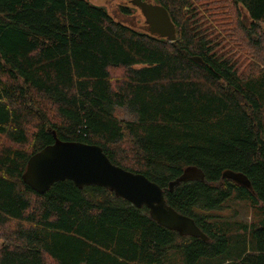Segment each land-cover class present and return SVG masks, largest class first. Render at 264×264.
<instances>
[{"label": "trees", "instance_id": "16d2710c", "mask_svg": "<svg viewBox=\"0 0 264 264\" xmlns=\"http://www.w3.org/2000/svg\"><path fill=\"white\" fill-rule=\"evenodd\" d=\"M150 2L176 41L86 0H0V264H264V0ZM55 136L146 176L208 240L100 186L36 193L23 175ZM188 167L205 181L170 191ZM231 200L260 219L214 215Z\"/></svg>", "mask_w": 264, "mask_h": 264}, {"label": "water", "instance_id": "95a60500", "mask_svg": "<svg viewBox=\"0 0 264 264\" xmlns=\"http://www.w3.org/2000/svg\"><path fill=\"white\" fill-rule=\"evenodd\" d=\"M152 34L176 41V29L168 11L150 0H133ZM197 62L200 59L195 58ZM252 189L247 177L240 173L225 172L223 179ZM72 181L78 188L100 186L137 208H147L153 220L159 225L182 236L208 238L193 219L178 213L170 207L162 188L143 174H136L114 165L102 148L80 142H64L55 136V142L33 155L27 164L23 181L38 194L46 193L55 183ZM205 181L204 173L196 167H188L182 175L169 185L170 191L182 183Z\"/></svg>", "mask_w": 264, "mask_h": 264}, {"label": "rangeland", "instance_id": "374dc122", "mask_svg": "<svg viewBox=\"0 0 264 264\" xmlns=\"http://www.w3.org/2000/svg\"><path fill=\"white\" fill-rule=\"evenodd\" d=\"M92 5L105 9L116 21L131 26L137 30L145 31L148 26L141 11L132 4L133 0H86ZM125 6L131 10L130 14L122 13L120 7ZM249 51V50H248ZM257 55V56H256ZM258 59V54H253ZM258 57V58H257ZM251 58V56H250ZM254 58H251V60ZM117 116L120 120L130 119L129 113L125 109H118ZM260 212L253 208L249 202L231 200L225 203L221 211L214 213L230 222L251 224L260 219Z\"/></svg>", "mask_w": 264, "mask_h": 264}]
</instances>
